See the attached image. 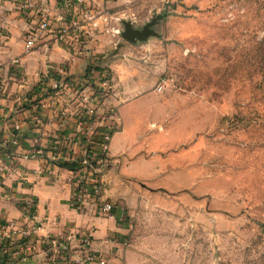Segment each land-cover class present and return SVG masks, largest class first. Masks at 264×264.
<instances>
[{
	"label": "rangeland",
	"instance_id": "rangeland-1",
	"mask_svg": "<svg viewBox=\"0 0 264 264\" xmlns=\"http://www.w3.org/2000/svg\"><path fill=\"white\" fill-rule=\"evenodd\" d=\"M95 9L112 18L86 40L89 71L136 82L122 126L106 100L98 120L194 133L177 168H160L151 184L121 182L120 197L107 198L123 210L124 262L264 264V0H99ZM123 21L159 36L128 42Z\"/></svg>",
	"mask_w": 264,
	"mask_h": 264
},
{
	"label": "crops",
	"instance_id": "crops-1",
	"mask_svg": "<svg viewBox=\"0 0 264 264\" xmlns=\"http://www.w3.org/2000/svg\"><path fill=\"white\" fill-rule=\"evenodd\" d=\"M18 1L0 0V31L6 34L0 44V135L3 138L0 142V221L23 225L26 208L34 203L33 217L39 228L29 238L33 248L24 250V260L10 259L6 264H77L83 255L78 241L82 233L90 236V248L105 258L106 264H126L123 239L127 227L121 205L113 204L110 213L105 215L96 214L89 204L74 205L72 178L76 170L59 166L58 159H50L57 140L75 130L70 114L76 110L77 103L67 89L53 96H42L38 84L42 74L50 71L63 79H78L87 90L83 75L88 67V52L84 48H66L50 36L30 52H24L23 35L34 23L35 16L30 10H21ZM34 1L38 6L44 5L52 16L63 12L59 0ZM12 59L18 60L17 74H14ZM116 84L108 102L114 106L121 127L118 110L125 109L135 95H129L128 91L136 82ZM38 115L43 118L40 124L35 121ZM119 128L114 130L109 142L111 163L99 174L105 180L106 200L120 197L117 190L121 182L151 184L149 177L160 174V168H168L169 163L173 169L177 168L174 163L181 158L179 151L184 150V142L194 135L190 131L186 135L185 131L134 133L118 131ZM13 138H16L14 144ZM36 149L40 152L32 157L30 153ZM144 166L152 170L146 173L142 171ZM46 234L73 236V239L53 253L43 239ZM12 243H16L15 248L18 246L16 241Z\"/></svg>",
	"mask_w": 264,
	"mask_h": 264
},
{
	"label": "built area",
	"instance_id": "built-area-1",
	"mask_svg": "<svg viewBox=\"0 0 264 264\" xmlns=\"http://www.w3.org/2000/svg\"><path fill=\"white\" fill-rule=\"evenodd\" d=\"M61 2L62 14L52 16L44 5H36L34 0H19L18 7L21 10H30L35 16L34 23L30 25L23 39L24 52H30L39 46L42 39L50 36L55 42L65 47L80 50L86 45V40L94 34L93 30L99 25V19L107 21L112 16L97 13L95 4L99 0H59ZM102 1V0H100ZM118 32V30H115ZM6 38V34L0 31V44ZM14 74H17V59H12ZM96 69H89L84 75V85L78 79H63L60 75H53L50 71H45L39 82V90L42 96H53L62 90H70L71 98L76 101V110L71 112L75 122V130L60 137L57 140L51 161L73 162L80 167L72 178L73 194L71 202L76 206L91 205L98 215L109 214L112 205L104 197V182L99 174L103 167L109 165V142L114 130L109 129L107 124L98 120L97 111L103 101H109L115 87L113 77L109 74H102L96 77ZM57 74V73H56ZM1 85V84H0ZM163 85L156 87L161 91ZM2 90L0 86V91ZM97 117V118H96ZM43 120L41 115L35 117L36 123ZM99 128H102L101 130ZM3 138L0 135V142ZM11 143H16V138L11 139ZM40 149L32 150L33 157L39 154ZM9 155H7V158ZM1 165V160H0ZM34 203L26 208L24 224H15L0 221V243H12L21 241L18 246L10 251V259L21 262L25 258L24 250L32 249L33 245L29 238L39 228L34 217ZM50 245L53 253L59 252L65 247V242L73 239L65 236H52L46 234L43 238ZM83 255L77 264H106L105 258L98 256L92 250L91 238L87 234H80L78 237Z\"/></svg>",
	"mask_w": 264,
	"mask_h": 264
},
{
	"label": "water",
	"instance_id": "water-1",
	"mask_svg": "<svg viewBox=\"0 0 264 264\" xmlns=\"http://www.w3.org/2000/svg\"><path fill=\"white\" fill-rule=\"evenodd\" d=\"M123 30L120 32L121 36L128 42H136L150 36H159L148 25L143 26L141 29L134 28L129 21H123Z\"/></svg>",
	"mask_w": 264,
	"mask_h": 264
},
{
	"label": "trees",
	"instance_id": "trees-1",
	"mask_svg": "<svg viewBox=\"0 0 264 264\" xmlns=\"http://www.w3.org/2000/svg\"><path fill=\"white\" fill-rule=\"evenodd\" d=\"M89 67H87V70H88ZM87 72V71H86ZM85 72V73H86ZM100 130L102 128H99ZM59 166H63V167H66V168H69L71 170H77L80 166L77 165L76 163H73V162H60L59 163ZM262 227L264 228V225H262ZM17 244H19L21 241H16ZM15 245L16 243H8V242H5V243H0V264H6L7 263V260H10V251L12 249L15 248Z\"/></svg>",
	"mask_w": 264,
	"mask_h": 264
}]
</instances>
